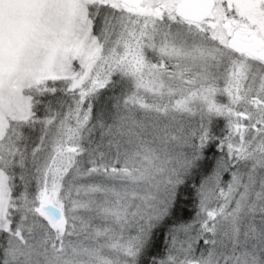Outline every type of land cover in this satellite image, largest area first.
I'll list each match as a JSON object with an SVG mask.
<instances>
[{
	"label": "snow or ice",
	"instance_id": "snow-or-ice-1",
	"mask_svg": "<svg viewBox=\"0 0 264 264\" xmlns=\"http://www.w3.org/2000/svg\"><path fill=\"white\" fill-rule=\"evenodd\" d=\"M0 264H264V0H0Z\"/></svg>",
	"mask_w": 264,
	"mask_h": 264
},
{
	"label": "trees",
	"instance_id": "trees-1",
	"mask_svg": "<svg viewBox=\"0 0 264 264\" xmlns=\"http://www.w3.org/2000/svg\"><path fill=\"white\" fill-rule=\"evenodd\" d=\"M214 154H215V149L210 150L208 152L209 159H211ZM183 198L188 200V203L181 205V208H183L184 210L181 211V212H178L177 215L173 218V222H175V223H180V222L187 221L194 214L193 205H192V202H191V196L189 194L185 193ZM157 242L159 244H161V245L163 243L162 241L159 240V237H158ZM161 250H162V248H161Z\"/></svg>",
	"mask_w": 264,
	"mask_h": 264
}]
</instances>
